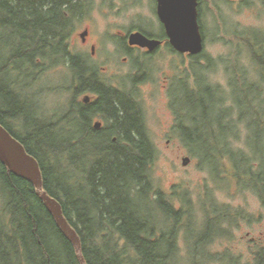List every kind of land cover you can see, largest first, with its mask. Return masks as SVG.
I'll return each instance as SVG.
<instances>
[{
    "label": "trees",
    "instance_id": "obj_1",
    "mask_svg": "<svg viewBox=\"0 0 264 264\" xmlns=\"http://www.w3.org/2000/svg\"><path fill=\"white\" fill-rule=\"evenodd\" d=\"M76 8L77 3L65 7L57 0H0V42L10 45L6 64L0 63L1 123L38 159L44 188L62 204L88 264H185L179 258L181 237L188 244V264H208L215 258L208 245L228 236L225 221L233 224L230 211L208 193L210 211L202 203L199 217L187 192L156 188L152 169L159 151L150 139L141 103L132 92L102 81L91 55L69 49L73 21L65 12ZM60 63L70 67L77 96L92 92L98 98L93 104L73 103L66 124L55 127L46 119L28 117L30 98L23 94L40 74ZM260 63L264 66V59ZM13 72L24 74L26 82H20L17 73L11 77ZM239 84L232 88L235 105L227 108L224 95L198 76L193 85L172 87L171 108L184 145L208 163L211 172L219 159L227 158L236 169L232 176L248 180L245 185L264 205V91L260 83ZM233 110L239 111V120L249 122L253 155L231 147L232 139L239 137ZM96 115L108 127L96 129ZM255 160L256 166L250 164ZM256 258V264H264V250ZM0 264H80L73 243L33 183L1 161Z\"/></svg>",
    "mask_w": 264,
    "mask_h": 264
},
{
    "label": "rangeland",
    "instance_id": "obj_2",
    "mask_svg": "<svg viewBox=\"0 0 264 264\" xmlns=\"http://www.w3.org/2000/svg\"><path fill=\"white\" fill-rule=\"evenodd\" d=\"M86 1H92L89 14L83 10L77 15L76 11L67 12L73 20L69 49L73 54L91 55L95 45L91 62L100 69L102 81L132 92L141 103L150 139L159 151L152 169L156 188L166 193L175 187L180 193L187 192L199 217H202V203H207L206 211H210L208 193L218 205L230 211L233 224L225 221L223 227L229 228L228 236L218 237L215 243L208 245L209 255L215 257L207 260L208 264H256V255L264 250V205L253 188L245 185L248 180L232 176L236 169L227 158L219 159L211 172L209 164L201 162L199 155L184 145L176 128V114L171 108V89L186 82L193 85L198 76L203 77L208 86L224 95L223 104L227 108L235 105L232 88L237 82L241 88L260 83L264 91V66L260 63V59H264V0H203L205 49L193 61L183 54H172L167 48L151 56L141 51H128L123 33L131 28L138 26L157 37L163 35L156 0ZM81 13L83 15L79 16ZM87 26L90 34L85 35V44L81 35ZM12 39L15 40L14 36ZM250 39L259 46L256 52L250 48ZM9 49L10 45L6 47L0 42V63L3 65L8 58H4V54ZM16 73L24 84L27 80L24 74L13 72L10 76L15 77ZM246 80L250 84H245ZM74 83L67 63L55 64L40 74L33 88L23 94L30 98L26 105L28 117L46 119L55 127L66 124L73 103H82L86 95L97 99L92 92L77 96ZM235 96L238 93L235 92ZM206 98L210 100L208 93ZM232 116L239 137L232 139L231 147L249 156L252 154L251 141L247 137L251 130L249 122L239 120L238 110H233ZM99 120H103L101 115L94 116L92 124ZM103 121L108 126V122ZM15 128H19L17 124ZM64 129L69 130V126ZM223 135L219 136L221 142H224ZM186 156L190 161L184 165ZM256 163L257 160L250 162L254 166ZM179 247V258L188 264L189 248L183 237L179 239Z\"/></svg>",
    "mask_w": 264,
    "mask_h": 264
},
{
    "label": "water",
    "instance_id": "obj_3",
    "mask_svg": "<svg viewBox=\"0 0 264 264\" xmlns=\"http://www.w3.org/2000/svg\"><path fill=\"white\" fill-rule=\"evenodd\" d=\"M198 0H157L158 16L163 23L172 46L179 52L198 54L204 49L197 12ZM85 33L82 34V37ZM130 45H140L155 49L162 41L149 38L142 32H132L128 37ZM96 127L101 123L96 122ZM0 161L14 174L33 183L38 196L52 213L62 233L73 243L80 264H88L83 254L82 241L77 230L66 218L62 204L44 188L43 174L38 159L29 153L0 121ZM190 157L183 158L187 165Z\"/></svg>",
    "mask_w": 264,
    "mask_h": 264
},
{
    "label": "flooded vegetation",
    "instance_id": "obj_4",
    "mask_svg": "<svg viewBox=\"0 0 264 264\" xmlns=\"http://www.w3.org/2000/svg\"><path fill=\"white\" fill-rule=\"evenodd\" d=\"M44 1L47 2L48 0H44ZM239 1L243 2L244 0H239ZM57 2H64V6L65 7L69 6L71 2L77 3L76 15H77V12L78 11L80 12L81 10L87 12L88 14L92 10V1H86V0H67V1L66 0H64V1L63 0H57ZM156 3H157V0H156ZM156 6H157V4H156ZM156 10H157V7H156ZM197 12H198V21H199V25H200V31H201V34L203 36L204 49H205V37H206V35H205V23H204L205 9H204V1L203 0H198ZM157 14H158V11H157ZM65 15L70 17L69 13H67V12H65ZM82 15H83V13L79 14V16H82ZM162 25H163V23H162ZM137 31L142 32L144 35H146L149 38H156V39L161 40L162 41L161 45H159L155 49H150L148 47H143V46H140V45H130L129 41H128V37L130 36V34L132 32H137ZM72 32H73V25H72V27H70L69 34L71 35ZM83 32L85 33V35L90 34V27L87 26ZM123 34H125L123 36L124 40L127 39L126 41H127L128 51H141L142 53H144L147 56H151L152 54L156 53L158 50H161L162 48H167L170 53H172V54L173 53L183 54L185 57H188L189 59H191V61H193L195 58L200 57L203 54V52H204V49H203V51H201L198 54H192L191 52H185V53L179 52L174 46L171 45L170 40H169V38L167 36V33H166L164 25H163V35L160 36V37H157L153 33L148 32V31L144 30L142 27H138V26H136L134 28H131L129 32H124ZM81 37H82V35H81ZM82 42L85 43V44L87 43L85 36L82 37ZM249 42L251 44V46H250L251 50L256 52V49L259 48V46L254 42L253 39H250ZM94 53H95V45H93V47H92L91 57H94ZM257 53H258V51H257ZM93 95L98 98V96L95 93H93ZM96 100H92L91 95H86L84 97L82 103L87 104V105L88 104H93L94 102H96ZM103 120H105V119L103 118ZM103 120L102 121L101 120L97 121V122L101 123L100 127H96L95 126L96 122H94L93 126L96 129L108 127V126L105 125Z\"/></svg>",
    "mask_w": 264,
    "mask_h": 264
}]
</instances>
